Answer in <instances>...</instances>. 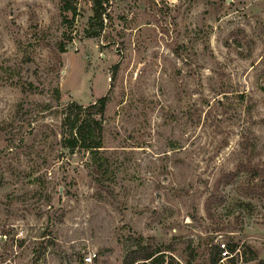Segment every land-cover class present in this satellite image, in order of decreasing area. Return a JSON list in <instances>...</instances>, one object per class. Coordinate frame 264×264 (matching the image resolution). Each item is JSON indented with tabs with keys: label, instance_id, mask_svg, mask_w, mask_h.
<instances>
[{
	"label": "rangeland",
	"instance_id": "374dc122",
	"mask_svg": "<svg viewBox=\"0 0 264 264\" xmlns=\"http://www.w3.org/2000/svg\"><path fill=\"white\" fill-rule=\"evenodd\" d=\"M76 5L0 0V264H211L220 240L264 261V0H113L94 37ZM103 96L106 187L60 144L64 105Z\"/></svg>",
	"mask_w": 264,
	"mask_h": 264
},
{
	"label": "trees",
	"instance_id": "16d2710c",
	"mask_svg": "<svg viewBox=\"0 0 264 264\" xmlns=\"http://www.w3.org/2000/svg\"><path fill=\"white\" fill-rule=\"evenodd\" d=\"M63 3V10L72 12L73 17L77 15L76 0H61ZM94 3V13L91 18V23L95 21L98 24V29L90 28L87 35L90 37L98 36L103 33L109 26L108 21L112 20L113 0H92ZM107 21V22H106ZM94 26V24H93ZM61 52H65L64 49ZM117 65L113 66V78L117 75ZM25 93H43L39 87L33 82H29L23 87ZM52 97L55 101H60L62 92L59 86H55L52 91ZM110 97L103 96L93 103L84 106L77 102H70L64 105L62 110L61 122V139L60 144L62 148L67 151L69 157L83 154L85 159V168L91 179L100 187L109 186L110 182L116 179V168L113 163L112 156L108 155L106 149V126L108 119L106 117L108 103ZM47 109L52 108L51 104L45 105ZM177 144L173 142L172 147ZM232 177V175H228ZM218 186L210 192L205 208L207 214L213 217L211 211L213 204H221L224 200L221 193L218 192ZM231 250H235L237 244H229ZM213 248L215 252H211V264H218L220 259L219 246L215 245ZM218 250V251H217ZM245 255V263L250 261H257L258 264H264L263 260H257L258 256L248 258L247 252H242ZM150 260L151 264H178L174 255H166L164 250H153L148 247H140L131 250L125 257V263L134 264L138 260ZM190 264V263H189Z\"/></svg>",
	"mask_w": 264,
	"mask_h": 264
},
{
	"label": "built area",
	"instance_id": "2783aa9c",
	"mask_svg": "<svg viewBox=\"0 0 264 264\" xmlns=\"http://www.w3.org/2000/svg\"><path fill=\"white\" fill-rule=\"evenodd\" d=\"M219 250H220V259L218 264H242L244 262V256L241 251V248L238 246L235 250H231L229 244L225 241H218ZM97 254L95 252L90 253L85 257V263L90 264L93 263L96 259ZM149 260H143L140 262H136L135 264H148Z\"/></svg>",
	"mask_w": 264,
	"mask_h": 264
}]
</instances>
